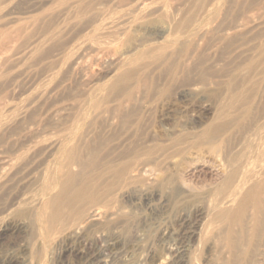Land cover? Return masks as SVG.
I'll return each instance as SVG.
<instances>
[{
    "label": "rangeland",
    "instance_id": "obj_1",
    "mask_svg": "<svg viewBox=\"0 0 264 264\" xmlns=\"http://www.w3.org/2000/svg\"><path fill=\"white\" fill-rule=\"evenodd\" d=\"M0 16V264H264V211L258 229L243 194L227 204L264 176V0H0ZM89 177L100 221L77 229L78 203L50 219Z\"/></svg>",
    "mask_w": 264,
    "mask_h": 264
},
{
    "label": "bare ground",
    "instance_id": "obj_2",
    "mask_svg": "<svg viewBox=\"0 0 264 264\" xmlns=\"http://www.w3.org/2000/svg\"><path fill=\"white\" fill-rule=\"evenodd\" d=\"M145 8H146V5H145ZM146 12H149V10ZM146 14H148V13H146ZM130 15H132V14H130ZM14 17L16 18V16H14ZM11 19H12V17H11ZM129 20H131V19L129 18ZM9 21L11 22V20H9ZM120 24H122V22ZM126 26L127 25H125V27ZM163 30H164V28H163ZM165 31L168 32V29ZM114 32H116V31H114ZM162 34H164V33H162ZM261 168L264 170V166H262ZM249 173L253 174V177H254L253 186L247 187L246 186L247 182H244L245 184L238 185V187H236V189L234 190L233 198L230 199L227 202V204L229 205V204H231V202L233 203V200L237 198L238 194H243V201L240 204L238 211L240 214H244L245 212H247L249 210L251 213V219L254 220L256 228L259 229L260 224L262 222V220H261L263 217L262 214L264 211V176L262 175L261 170L250 169ZM54 175H55V178L57 180L60 178L59 174L55 173ZM56 182H58V181H56ZM95 188H96L95 181H94V178H92V177L86 178L80 183H77L74 178H69L66 183L62 184L60 194L55 199H52V201H51V204H53L56 207V210H54L55 214L53 215L52 218L50 217V219L55 218L57 221L61 220L67 214H70V213H67L69 211V209H71V216H73L75 214V212L73 211V209L71 207L78 203V204H84L85 207H83L82 210H80L78 212V214H75L72 217L73 219L79 220L77 222V229H81L82 227L99 220L101 218L104 210L102 209L103 210L102 211L101 207L95 206L96 202H97V200H96L97 195H96ZM231 205L233 206V204H231ZM227 208H229V207H227ZM261 215H262V217H261ZM50 219L49 218L47 219V217L41 213L40 216L38 217L39 221L37 220V223L41 227L47 228V224L50 222ZM238 233H239L238 230L234 233H231L230 237L228 238V244H227L229 249H230L229 252H230L231 258H233L234 261L236 259H238L240 253L243 251V249L241 248V246H242L241 237L238 235ZM72 234H74V233L72 232ZM263 252L264 251H262V253ZM262 256H264V255H262ZM158 263L159 264H165V261H164V259L163 260L160 259V261ZM237 263H238V261H237ZM263 263H264V259H263ZM234 264H236V263H234Z\"/></svg>",
    "mask_w": 264,
    "mask_h": 264
}]
</instances>
